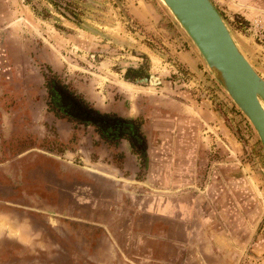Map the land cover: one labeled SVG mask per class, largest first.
<instances>
[{"label":"rangeland","instance_id":"1","mask_svg":"<svg viewBox=\"0 0 264 264\" xmlns=\"http://www.w3.org/2000/svg\"><path fill=\"white\" fill-rule=\"evenodd\" d=\"M210 1L264 80V0ZM0 264H264L260 142L158 0H0Z\"/></svg>","mask_w":264,"mask_h":264},{"label":"water","instance_id":"2","mask_svg":"<svg viewBox=\"0 0 264 264\" xmlns=\"http://www.w3.org/2000/svg\"><path fill=\"white\" fill-rule=\"evenodd\" d=\"M208 72L253 128L264 155V80L254 71L210 0H158Z\"/></svg>","mask_w":264,"mask_h":264},{"label":"trees","instance_id":"3","mask_svg":"<svg viewBox=\"0 0 264 264\" xmlns=\"http://www.w3.org/2000/svg\"><path fill=\"white\" fill-rule=\"evenodd\" d=\"M52 3L55 4V2ZM56 5L57 4H55V6ZM64 9H62L61 13L67 17ZM45 89L48 99L47 106L54 115H65L70 119L79 122H81L82 119L85 118L84 116H86V122H93V125L97 127V132L100 138L107 142H113L118 138L126 139L132 149V152L136 153L143 160L145 157L144 139L139 132L138 125L133 121L124 120L115 116L109 117L87 108V105L82 100L72 96L70 93L68 94V92H65V88L54 81L53 78L46 79ZM64 93H67L68 95L65 96ZM65 101H68L71 104L75 114L68 111L69 107L66 106ZM94 117H96V119ZM107 122H109V125L105 126L103 123ZM111 126H115V128H112Z\"/></svg>","mask_w":264,"mask_h":264},{"label":"built area","instance_id":"4","mask_svg":"<svg viewBox=\"0 0 264 264\" xmlns=\"http://www.w3.org/2000/svg\"><path fill=\"white\" fill-rule=\"evenodd\" d=\"M252 25V30L256 33H258V38L260 39H264V26L262 24H260L257 21H254L253 23H251ZM255 35V36H257Z\"/></svg>","mask_w":264,"mask_h":264},{"label":"crops","instance_id":"5","mask_svg":"<svg viewBox=\"0 0 264 264\" xmlns=\"http://www.w3.org/2000/svg\"><path fill=\"white\" fill-rule=\"evenodd\" d=\"M236 2V5H242V4H244V1L245 0H233V2Z\"/></svg>","mask_w":264,"mask_h":264},{"label":"flooded vegetation","instance_id":"6","mask_svg":"<svg viewBox=\"0 0 264 264\" xmlns=\"http://www.w3.org/2000/svg\"><path fill=\"white\" fill-rule=\"evenodd\" d=\"M124 120H125V119H124ZM99 123H101V122H99ZM103 124H104L105 126H108V125H109V122H107V123H103ZM120 124H121V123H120ZM120 124H119V125H120ZM119 125H118V126H119ZM111 127H112V128H115V126H111ZM124 140H126V139H124ZM126 141H127V140H126ZM127 142H128V141H127ZM128 144H129V143H128ZM129 146H130V145H129Z\"/></svg>","mask_w":264,"mask_h":264}]
</instances>
